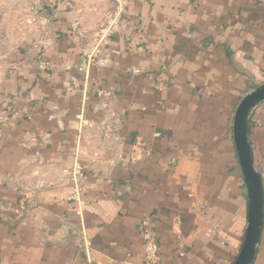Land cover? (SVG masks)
<instances>
[{
    "label": "crops",
    "instance_id": "obj_1",
    "mask_svg": "<svg viewBox=\"0 0 264 264\" xmlns=\"http://www.w3.org/2000/svg\"><path fill=\"white\" fill-rule=\"evenodd\" d=\"M43 9L36 60L0 62V264H149L144 230L151 264H232L233 116L264 83V0H127L98 41L113 0ZM247 137L264 200V101Z\"/></svg>",
    "mask_w": 264,
    "mask_h": 264
},
{
    "label": "water",
    "instance_id": "obj_2",
    "mask_svg": "<svg viewBox=\"0 0 264 264\" xmlns=\"http://www.w3.org/2000/svg\"><path fill=\"white\" fill-rule=\"evenodd\" d=\"M262 101H264V83L257 85L242 97L233 116V141L246 188L248 216L244 239L232 264H251L263 223L262 185L253 165L247 137L249 116Z\"/></svg>",
    "mask_w": 264,
    "mask_h": 264
},
{
    "label": "rangeland",
    "instance_id": "obj_3",
    "mask_svg": "<svg viewBox=\"0 0 264 264\" xmlns=\"http://www.w3.org/2000/svg\"><path fill=\"white\" fill-rule=\"evenodd\" d=\"M57 1L0 0V62H20L25 56L30 61L36 60L42 39H38L35 33L43 24L41 19L36 21L37 11L43 9V6L51 7ZM100 29L97 25V41L102 35Z\"/></svg>",
    "mask_w": 264,
    "mask_h": 264
},
{
    "label": "built area",
    "instance_id": "obj_4",
    "mask_svg": "<svg viewBox=\"0 0 264 264\" xmlns=\"http://www.w3.org/2000/svg\"><path fill=\"white\" fill-rule=\"evenodd\" d=\"M127 0H113V10L107 14L102 19L101 30L105 33L111 31L114 25L119 24L122 21L123 16L126 11ZM80 119L81 123H86L84 118H80V115L76 116ZM79 174V168L75 166L73 171V175ZM143 239H144V253H145V260L147 263H156L158 261V245L155 239V236L152 232L144 230L143 232Z\"/></svg>",
    "mask_w": 264,
    "mask_h": 264
}]
</instances>
